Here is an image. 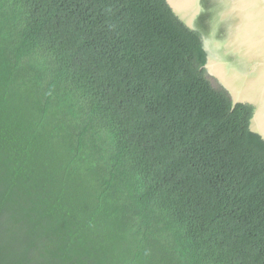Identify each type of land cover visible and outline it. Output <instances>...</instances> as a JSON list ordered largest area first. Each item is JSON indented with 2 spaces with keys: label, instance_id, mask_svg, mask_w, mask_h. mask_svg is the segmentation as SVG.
<instances>
[{
  "label": "trees",
  "instance_id": "obj_1",
  "mask_svg": "<svg viewBox=\"0 0 264 264\" xmlns=\"http://www.w3.org/2000/svg\"><path fill=\"white\" fill-rule=\"evenodd\" d=\"M166 0H0V264H264V140Z\"/></svg>",
  "mask_w": 264,
  "mask_h": 264
},
{
  "label": "water",
  "instance_id": "obj_2",
  "mask_svg": "<svg viewBox=\"0 0 264 264\" xmlns=\"http://www.w3.org/2000/svg\"><path fill=\"white\" fill-rule=\"evenodd\" d=\"M201 36L207 76L232 105L252 107L249 130L264 140V0H166Z\"/></svg>",
  "mask_w": 264,
  "mask_h": 264
}]
</instances>
